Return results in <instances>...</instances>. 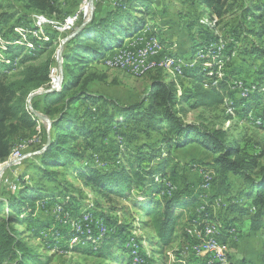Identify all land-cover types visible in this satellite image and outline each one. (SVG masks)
<instances>
[{"label":"rangeland","instance_id":"rangeland-1","mask_svg":"<svg viewBox=\"0 0 264 264\" xmlns=\"http://www.w3.org/2000/svg\"><path fill=\"white\" fill-rule=\"evenodd\" d=\"M148 1L151 2L148 4L149 8H142L145 9L144 13L134 12L145 20L143 30L136 38L127 40L122 47L112 50L101 62L89 64L85 75L93 72L94 76L87 85L73 87L63 98L48 104L44 103L43 97L35 98L39 111L46 114V105L59 111L75 93H92L98 99L102 97L124 106L138 103L147 99L154 80L159 77L167 82L173 80L178 94L181 95L193 87V77H186L184 70L200 66L209 72L201 81L202 85L207 86L214 73L218 74L219 80H228V83L225 82V100L217 106L206 107L196 106L194 98L182 99L177 106L179 116L186 123H195L209 130H226L227 139L239 145L243 151L259 155L260 164L264 163V101L255 103L254 99H249L252 109L247 118L243 114V108L238 106L239 99L256 92L259 69L263 68L264 63V59L244 51H248L247 47L258 39L250 37L249 32H244L240 23L244 22L245 4L264 0H227V12L220 21L197 0ZM85 2L88 0H56L57 11L48 16L28 7L25 0H0V78L8 82L21 81L30 65L51 63L50 82L47 86L34 88L28 85L23 89L26 93L16 96V99L22 100L19 101L20 105L28 111L30 93L59 87L60 46L69 33L54 26L72 25L73 15ZM94 6L93 17L96 19L105 16L107 10L115 15L129 11V4L125 0H94ZM203 24L214 28L219 37L217 42L206 44L208 34L201 33L205 31ZM238 33L240 43L235 44V50L229 54L227 43H231ZM148 40L160 51L158 57L169 56L179 60V70L165 69L157 64L146 70L150 63H162L166 57L151 58L145 64L138 65L136 72L132 70L129 62L113 60L119 50L141 46ZM209 49H214L218 54L211 56L207 53ZM65 75L64 73V77ZM101 75H105L103 80L98 79ZM80 82L83 83V80ZM21 94L20 91L17 92V95ZM259 94L264 100V87H261ZM85 99L74 104L80 115H83L86 108L95 111L97 105L103 107L97 116H90L88 113L78 120L80 127L90 131V134L81 136L74 142L75 149L80 152L90 148L84 153L85 158L72 163L66 162L59 167H48L44 172L40 169V160L32 155L25 158V162L21 161L6 170L0 181V219L7 218L10 213L20 220L25 219L23 225L14 222V227L32 256L31 264H138L135 261H140L143 253L149 257V261L145 260L143 264H203L204 260L189 248L191 233H188V229L192 228L190 218L196 210L206 214L207 218L200 225L194 224L193 228H202L207 224L216 225L232 264H264V234L257 232L247 235L246 221H241V224L235 222L241 216L235 214L233 217L228 210L229 197H235L243 187L240 177L231 174V193L227 196L216 195L214 180L209 188L204 186L205 172L212 173L213 179L215 174L211 167L201 168L204 164L201 159L210 157V154L202 150L200 144L190 143L178 150L176 147L169 148L162 143L159 132L146 133L145 125L141 122L122 124L119 134H116L102 116L104 109H112V106L105 105L104 101L92 102L90 105ZM35 118L37 122L34 128L26 130L24 134L20 132L13 135L14 144L10 156L1 160L0 166L8 159L16 158V146L20 142L43 144L45 136L48 137V127L38 117ZM10 122H16V117H12ZM38 140L40 144L36 143ZM28 147L26 153L32 152L33 145ZM152 153H158L159 157H173L174 160L169 161L166 171L169 177L162 179L172 192H175L173 187L178 190L187 186L188 194L191 195V183L195 187L198 185L197 187L204 188L203 195H207L206 199L213 196L217 204V209H212L206 202L185 208L177 224L176 240L167 247L158 244L149 217L134 200L137 190L123 197L114 193L105 195L86 186L79 174L86 165L100 170L125 167L132 172L139 169V166L156 167L161 160L150 159ZM193 155L196 158H191L187 163L182 164L176 160L188 159ZM23 182L35 187L42 196L24 210H20L18 206L11 208V204L19 199L18 191L23 187ZM165 194L171 195L165 191L156 197H164ZM207 206L208 210L205 208ZM245 217L249 219L248 216ZM117 225L128 228L125 244L121 246L122 240L115 239L105 244L101 250H96L104 240L110 238V233L119 231ZM230 225L234 227H230L231 231L228 228ZM71 234L74 235L68 240L67 235ZM34 256L40 257L42 262ZM15 263V259H6L3 262Z\"/></svg>","mask_w":264,"mask_h":264},{"label":"trees","instance_id":"trees-1","mask_svg":"<svg viewBox=\"0 0 264 264\" xmlns=\"http://www.w3.org/2000/svg\"><path fill=\"white\" fill-rule=\"evenodd\" d=\"M125 1L129 4V11L115 15L112 11L107 10L105 16L99 19L93 17L79 34L66 42L63 51V68L66 75L62 89L58 92H48L37 96L38 98L43 97L45 104L63 98L66 92L72 90L73 87H77L80 84L83 86L87 85L91 81L92 76H94L93 72L85 75L89 64L101 62L104 56H108L115 48L122 47L128 39L134 40L136 35L143 30L145 20L143 17L135 15L134 12L144 13L145 11L143 10L145 9L142 8H149L148 4L151 2L148 0ZM197 1L200 5L206 7L218 21L226 15L227 0ZM25 2L28 7H33L48 16L57 11L56 0H25ZM247 4L244 7V22L240 23V28L244 27V32H249L251 34L250 37L258 39V41L251 43L247 47L248 51L245 49L244 51L256 58L264 59V1ZM202 27L205 31H201V33L207 32L208 34L205 39L206 44L218 41L219 37L213 27L211 28L205 24ZM239 34H236L231 43H227L229 54L240 43ZM243 41L242 44H244ZM242 49L240 50L242 51ZM207 53L211 56L218 54L214 49H209ZM50 66L51 63L49 62L40 65H30L27 67L21 81L8 82L4 78H0V161L6 160L10 156L14 144L13 135L20 132L24 134L26 130L34 128L37 122L35 116L24 106L20 105L22 100L20 98L16 99V96H22L26 93L23 89L28 85L34 88L47 86L50 82ZM262 67L259 69L256 92L248 94L247 98L238 100V106L243 108V114L246 118L252 109L249 99H254L255 103L264 101L261 94H259L261 87H264L262 86L264 85V63H262ZM184 71L186 77H193V87H191L193 91L189 89L181 95L178 94V89L173 80L167 82L159 77L154 80L146 100L127 106L102 97L98 99L92 93H75L71 95L59 111L46 105L44 110L46 115L52 120L51 140L43 153L35 155L40 160V169L46 172L48 167H59L66 164V162L72 163L75 160L85 158L84 153L90 148L80 152L75 149L76 145L74 142L81 136L84 137L90 134V131L87 132L83 127H80L78 120L87 116L88 113L90 116H97L103 107L97 105L95 111H90L86 108L83 115H80L74 104L85 98L90 105H92V102L104 101V104L111 105L112 109L105 108L102 116L105 118L108 127L116 134H119L122 124L141 122L145 125L144 131L146 133L149 131L159 132L162 143H165L169 148H181L195 142L210 151L213 154L211 165L215 176L213 179L212 175V184L214 180L216 195H229L232 187L230 175L240 177L243 187L235 197H229L228 210L241 217L248 216L250 229L264 234V163L260 164L259 155L245 152L239 145L227 139L226 130H209L195 123L184 122L179 116V109H177L182 99L194 98L196 106L202 105L206 107L223 103L225 100V85H227L228 80L225 79V83L219 80L217 73H214L211 75V81L205 86L202 85L201 81L209 72L204 70L203 67L198 66L194 69H185ZM67 78L68 80L66 81ZM104 78L105 75H101L98 79L103 80ZM80 80H83V83ZM19 91L22 93L21 95H17ZM35 98L32 101V105L39 111V104L36 103ZM12 117H16V122H10ZM46 139L47 136H45L43 144L46 143ZM43 144L33 145L31 150H39ZM159 156L158 153L150 155V159L158 158L161 160L156 167L142 168L139 166V169L132 172L125 169V167L100 170L86 165L84 171H79V174L86 186H90L96 192L105 195L114 193L123 197L131 195L137 190L134 200L140 204L142 210L149 217L150 226L156 234L158 244L161 247H167L176 240V228L183 210L194 205L197 197L188 194L187 186L183 189L175 190V192H172L170 187L165 186L162 179L169 177L166 171L168 163L170 160L172 161L173 157L170 155L168 157ZM173 169L175 172L176 162ZM174 172L172 171L171 173ZM165 191L170 192V194L172 192V194H165L164 197L160 198L156 197ZM18 193L19 199L11 204V208L18 206L20 210H24L26 206H31L42 196L39 190L25 182H23V187ZM205 216L206 214L196 211L192 214L190 223L200 225V222L207 218ZM23 220L25 219L20 220L19 217L14 216L12 213L7 218L0 219V264H3L6 259H15V264H31L32 256L28 252L26 244L18 237V231L14 227V222L23 225ZM230 227L232 226L230 225L228 228ZM117 228L119 231L110 233V238L104 240L96 250H101L105 244L115 239L122 240L121 246L125 244L128 228L124 229L121 225H117ZM220 234L221 232L219 233V239ZM72 235L74 234H71V236L67 235V239L71 240ZM141 256L143 258L140 261H149L146 253ZM34 258L40 263L42 262L40 257L34 256ZM207 261L205 260L203 264H207ZM211 264L223 263L214 261Z\"/></svg>","mask_w":264,"mask_h":264},{"label":"built area","instance_id":"built-area-1","mask_svg":"<svg viewBox=\"0 0 264 264\" xmlns=\"http://www.w3.org/2000/svg\"><path fill=\"white\" fill-rule=\"evenodd\" d=\"M91 1L92 0H88V2H85L80 6L78 12L72 17V25L54 27L66 33H72L73 30H76L85 20L89 18ZM159 55L160 51L155 48L151 40H148L146 42H143L141 46H135L133 48L126 47L119 50L117 56L114 57L113 60L129 62V64L132 66V70L136 72L138 65L145 64L147 61L151 60V58H164L162 56L158 57ZM32 142L33 141H22L16 146V159L26 154V150L29 148L28 146L35 144ZM36 143L40 144V140H38ZM205 173L204 186L206 188H209V173ZM173 188L175 191V187ZM79 228L81 229L80 225ZM188 233H191V235L195 234L197 236L196 241L192 243L193 252L196 255L204 256L206 260H210V258H219L225 264L231 263L226 253V247L224 245H215L211 243V236L209 235V230H207V228H189ZM144 262L145 261H135V263L138 264H143Z\"/></svg>","mask_w":264,"mask_h":264},{"label":"water","instance_id":"water-1","mask_svg":"<svg viewBox=\"0 0 264 264\" xmlns=\"http://www.w3.org/2000/svg\"><path fill=\"white\" fill-rule=\"evenodd\" d=\"M94 0L91 1L90 4V8H91V13L89 15V18L87 20H85L76 30H74L72 33L68 34L67 37H65L62 40L61 46H60V53H59V57H58V63H59V69H60V81H59V87L57 88H50V89H39L36 90L32 93L29 94L28 96V109L30 110L31 114H33L34 116L38 117L40 120H42L43 122H45L47 124L48 127V137H47V141L46 143L43 145V147L39 150L36 151H32V152H28L26 154H24L22 157L17 158V159H8L6 162H4L1 166H0V181L1 178L3 176V174L6 172V170H8L10 167L17 165L18 163H20L21 161H23L25 158L32 156V155H38L43 153L47 147L50 144V140H51V135H50V130L52 127V120L49 118L48 115L41 113L40 111L36 110L33 105H32V100L39 96V95H43L45 93L48 92H55V91H59L62 88L63 82H64V68H63V50H64V46L66 44V42L71 39L72 37H74L75 35L79 34L81 32V30L93 19V10H94Z\"/></svg>","mask_w":264,"mask_h":264},{"label":"crops","instance_id":"crops-1","mask_svg":"<svg viewBox=\"0 0 264 264\" xmlns=\"http://www.w3.org/2000/svg\"><path fill=\"white\" fill-rule=\"evenodd\" d=\"M128 40H130V39H128ZM126 42H128V41H126ZM200 148H202V150H205V151H207L209 154H210V157H208V158H206V159H201L202 161H204V164H202L203 166L201 167V168H208V169H211V168H213L212 167V165H211V163H212V161H213V154L210 152V151H208L207 149H205V148H203V147H200ZM178 149H180V148H177V150ZM191 158H196L194 155L193 156H190L188 159H184V160H182V159H176V160H179L182 164L183 163H187L188 161H190L191 160ZM201 166V165H200ZM209 167H211V168H209ZM187 168V167H186ZM206 170V169H205ZM204 169H203V171H205ZM231 177V176H230ZM237 177V176H236ZM189 182V181H188ZM190 185H189V187H190V191H191V194L192 195H194V196H196L197 197V200L195 201V203H194V205H191V206H196V205H198L199 203H201V204H203V203H205V204H207V205H209V207H211L212 209H217V204L215 203V201H216V199H215V197L213 198V196L211 197V198H209V199H206L207 198V195H206V197L203 195V193L205 192V189L204 188H201V187H195V186H193L191 183H189ZM205 197V198H204ZM205 199V201H204V199ZM191 206H189V207H191ZM204 208V207H203ZM205 208H207V210L209 209L208 208V206L207 207H205ZM197 211V210H196ZM232 213V212H231ZM210 214H211V212H210ZM235 214L236 213H232V216L234 217L235 216ZM239 219L238 220H236L235 222H237V223H239V224H241V221L243 222L244 220L246 221V226H247V229H248V232L246 233L247 235L248 234H254V233H257V232H254L253 230H251L250 229V225H249V223H250V220L247 218V217H245V216H242V217H238ZM244 218V219H243ZM245 218H247V219H245ZM191 227L193 228V224L191 225ZM232 229L234 228V227H231ZM230 228V229H231ZM194 229V228H193ZM196 235L195 234H192V235H190V238H189V240H190V244H189V248H190V250L192 249V243H194L195 241H196ZM192 251V250H191ZM193 252V251H192ZM194 253V252H193ZM196 255V254H195ZM197 257H199V258H201V259H204V261L206 260V258L204 257V256H201V255H196ZM230 264H232V261H231V263Z\"/></svg>","mask_w":264,"mask_h":264},{"label":"bare ground","instance_id":"bare-ground-1","mask_svg":"<svg viewBox=\"0 0 264 264\" xmlns=\"http://www.w3.org/2000/svg\"><path fill=\"white\" fill-rule=\"evenodd\" d=\"M164 57H166V58L162 63H156V62L150 63L149 65H147L146 70L151 69V67L154 64H157V66H161V67H163L165 69H169V70H172V69L179 70V68L181 66L179 63V60H176V58H174V57H169V56H164ZM211 185H212V173L211 174L209 173V187ZM202 228H207V230H209V235L211 236V243L212 244L222 245L221 239H219L218 227L216 225L207 224V225H204ZM192 250H193V247H192ZM214 261L222 262L219 258H210V260L207 261V264H211ZM223 264H225V263H223ZM246 264H252V263H246Z\"/></svg>","mask_w":264,"mask_h":264}]
</instances>
